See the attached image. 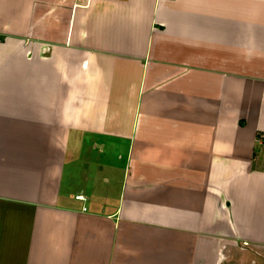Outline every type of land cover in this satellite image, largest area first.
<instances>
[{"label":"crops","instance_id":"obj_1","mask_svg":"<svg viewBox=\"0 0 264 264\" xmlns=\"http://www.w3.org/2000/svg\"><path fill=\"white\" fill-rule=\"evenodd\" d=\"M263 253L264 0H0V264Z\"/></svg>","mask_w":264,"mask_h":264},{"label":"built area","instance_id":"obj_2","mask_svg":"<svg viewBox=\"0 0 264 264\" xmlns=\"http://www.w3.org/2000/svg\"><path fill=\"white\" fill-rule=\"evenodd\" d=\"M75 199L76 200H80V201H84L85 200V197L83 194H76L75 195Z\"/></svg>","mask_w":264,"mask_h":264},{"label":"rangeland","instance_id":"obj_3","mask_svg":"<svg viewBox=\"0 0 264 264\" xmlns=\"http://www.w3.org/2000/svg\"><path fill=\"white\" fill-rule=\"evenodd\" d=\"M115 161H117V160H115ZM123 162H124L123 160H122L121 162H120V161H117V164H120V163H122V164H123ZM84 197H85V195H84ZM85 200H86V197H85ZM85 200H84V201H85ZM263 254H264V253H263ZM230 256H231V257H230ZM232 256H233V253L229 252V253H228V258H230V259H231V258H232ZM262 257H263V256H262ZM263 258H264V257H263Z\"/></svg>","mask_w":264,"mask_h":264}]
</instances>
